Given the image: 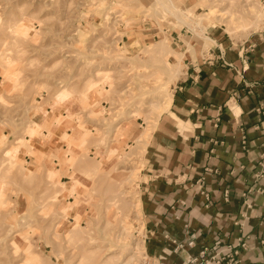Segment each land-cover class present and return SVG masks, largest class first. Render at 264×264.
Wrapping results in <instances>:
<instances>
[{
  "label": "rangeland",
  "instance_id": "374dc122",
  "mask_svg": "<svg viewBox=\"0 0 264 264\" xmlns=\"http://www.w3.org/2000/svg\"><path fill=\"white\" fill-rule=\"evenodd\" d=\"M178 1L189 9L185 24L160 13L154 0H0V264H97L110 257L107 264H120L133 242L144 249L130 264H158L142 237L146 147L134 145L154 115L151 91L163 82L172 94L184 63L173 80L160 78L166 66L158 44H130L136 24L153 27L155 43L165 29L177 51L166 52L171 67L184 57L172 30L204 32L209 24L241 41L264 26L263 0ZM65 88L70 94L61 98ZM55 121L69 129L60 138L66 146L36 157L34 139H59Z\"/></svg>",
  "mask_w": 264,
  "mask_h": 264
},
{
  "label": "crops",
  "instance_id": "0c3cea01",
  "mask_svg": "<svg viewBox=\"0 0 264 264\" xmlns=\"http://www.w3.org/2000/svg\"><path fill=\"white\" fill-rule=\"evenodd\" d=\"M142 23L132 48L157 36ZM221 29L171 31L184 67L146 145L139 183L145 250L158 264H188L206 247L222 251L240 238L247 248L237 264H264V177H256L264 169V26L241 41ZM209 49L231 65L204 61ZM133 127L132 135L139 129ZM51 130L59 139H34L36 157L66 146L60 138L67 125L55 121Z\"/></svg>",
  "mask_w": 264,
  "mask_h": 264
},
{
  "label": "bare ground",
  "instance_id": "6f19581e",
  "mask_svg": "<svg viewBox=\"0 0 264 264\" xmlns=\"http://www.w3.org/2000/svg\"><path fill=\"white\" fill-rule=\"evenodd\" d=\"M154 3H155L156 6H158L160 8V10H161L160 13H163L165 15L169 14V15L175 17L179 22H182L184 24L187 23L188 20L184 19V18L189 17V14H188L189 9L184 10V9L176 6V4L174 3V0H154ZM221 13H223V12H221ZM223 14H225V13H223ZM245 21H246V19H242V26L243 27H246V25H247V23ZM195 23H197V22H195ZM248 23H250V22H248ZM251 24H254L255 26H258L260 24V22H259V20L254 19L253 21H251ZM197 25H199V23ZM0 30H2V29H0ZM200 30H201V28H200ZM162 32H163V36H164L165 35L164 34L165 33V29H162ZM163 36H162V38L159 41H156V43L155 42H152V43L158 44V46L160 48V52L162 54L163 63L166 66V69L164 70L165 76L161 75L160 78H163V80H165V79L173 80L177 76L178 72L180 71L182 64H181V61H179V62H177V64L174 67L170 66L169 61H167V59H166V52L176 53L177 51H175V49L172 48L168 44L167 38H165ZM205 38L207 40L211 41L210 37L206 36ZM152 43H147V46H150ZM181 56H182V54H181ZM161 71H162V68L159 67V70L157 71V73H161ZM164 85L165 84L163 82L162 83L159 82L156 85V87L151 91L152 92V96L149 99L148 103L150 104V111L154 115L149 118L150 121L144 127L143 131L139 134L138 138L135 140L134 147H136V149L142 148V147H146V145L148 143V140L150 138V135L153 132V130L155 129L160 115L164 111H166L169 108L170 104H171L172 94H169L167 92L166 87H164ZM69 94H70V92L68 91L67 88H65L61 92V98H63V97L67 98L69 96ZM167 100H169V102ZM36 120L37 119H34V121H36ZM137 170H135V169L132 170V173H134ZM123 171H125V170H123ZM134 204L136 206V203H134ZM133 243L134 244L132 245L131 252H130L131 256L126 257L127 259L122 261V263H120V264H130L132 260H134L136 257H139V255L143 254V250H142V249H144L143 242L142 243L141 242H133ZM110 258L106 259L105 261H100L97 264H107L111 260Z\"/></svg>",
  "mask_w": 264,
  "mask_h": 264
},
{
  "label": "built area",
  "instance_id": "2783aa9c",
  "mask_svg": "<svg viewBox=\"0 0 264 264\" xmlns=\"http://www.w3.org/2000/svg\"><path fill=\"white\" fill-rule=\"evenodd\" d=\"M264 7V0H263ZM221 60L225 65H231L228 61L225 60L222 53L219 56L214 55L212 49H209L205 53L204 61H208L209 63H214L216 60ZM264 109V104L261 103L258 107V111H262ZM245 143V140H243ZM257 178L264 177V169L258 172L256 175ZM207 197L208 194L205 191H202ZM228 196V194H226ZM138 229V227H137ZM145 230V229H144ZM138 234V233H137ZM144 242H146L147 235L142 236ZM261 242L264 244V239H261ZM247 248V241L243 238L239 239V243L236 246L229 245L227 248L219 251L214 248L206 247L202 250L199 256H196L191 264H237L239 261V256L243 249Z\"/></svg>",
  "mask_w": 264,
  "mask_h": 264
}]
</instances>
